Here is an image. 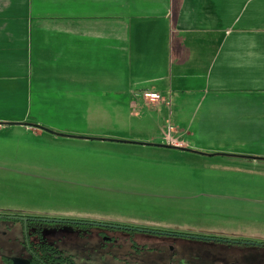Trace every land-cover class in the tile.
Wrapping results in <instances>:
<instances>
[{
  "label": "crops",
  "instance_id": "crops-1",
  "mask_svg": "<svg viewBox=\"0 0 264 264\" xmlns=\"http://www.w3.org/2000/svg\"><path fill=\"white\" fill-rule=\"evenodd\" d=\"M137 92L180 120L129 124ZM220 103L239 122L181 118ZM13 126L84 141L147 127L140 141L189 153H264V0H0V132Z\"/></svg>",
  "mask_w": 264,
  "mask_h": 264
},
{
  "label": "rangeland",
  "instance_id": "rangeland-1",
  "mask_svg": "<svg viewBox=\"0 0 264 264\" xmlns=\"http://www.w3.org/2000/svg\"><path fill=\"white\" fill-rule=\"evenodd\" d=\"M137 99L141 107L131 113L129 124L180 120L172 107L159 104L161 99H153L154 110L142 92ZM206 108H192L181 118L239 122L240 117L228 115L233 106ZM246 115L254 122L263 114ZM146 128L130 126L117 135L97 130L89 132V141L49 139L45 132L35 137L15 126L0 132V209L146 230L90 228L79 235L69 224L42 229L48 241L81 264H264V248L178 235L264 240V153L240 146L241 140L210 148L215 152L189 153L140 141L156 137ZM20 240V226L0 219V252L12 257ZM131 242L151 249L132 252ZM123 254L127 263L112 258Z\"/></svg>",
  "mask_w": 264,
  "mask_h": 264
},
{
  "label": "flooded vegetation",
  "instance_id": "flooded-vegetation-1",
  "mask_svg": "<svg viewBox=\"0 0 264 264\" xmlns=\"http://www.w3.org/2000/svg\"><path fill=\"white\" fill-rule=\"evenodd\" d=\"M0 219L15 223L21 229V245L20 250L15 252L11 257L0 252V264H81L69 252L58 248L55 244L48 241L42 235L44 227H60L63 224H69L74 228L79 235L88 233L90 228H114L122 231H146L139 227L129 228L127 226L112 225L107 223H99L96 220H80L70 217H52L43 215L42 212L37 213H23L13 210L0 209ZM155 234L171 235V233L161 230H151ZM101 236L108 238L109 242L114 241L113 236H107L103 231L98 230ZM182 238H202L209 239L216 243H227L236 246H253L257 248H264V240H253L242 237H226L216 235H197V234H178ZM102 245H105L102 243ZM132 249L138 251L141 249H151L145 243L140 244L131 242ZM1 250V247H0ZM129 253V252H128ZM112 258L116 261H124L127 263L126 256L113 255Z\"/></svg>",
  "mask_w": 264,
  "mask_h": 264
},
{
  "label": "built area",
  "instance_id": "built-area-1",
  "mask_svg": "<svg viewBox=\"0 0 264 264\" xmlns=\"http://www.w3.org/2000/svg\"><path fill=\"white\" fill-rule=\"evenodd\" d=\"M143 95H144V97H148L151 100L158 98V95H156L154 93H144Z\"/></svg>",
  "mask_w": 264,
  "mask_h": 264
}]
</instances>
